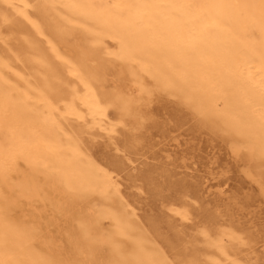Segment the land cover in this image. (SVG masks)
<instances>
[{"label": "bare ground", "instance_id": "obj_1", "mask_svg": "<svg viewBox=\"0 0 264 264\" xmlns=\"http://www.w3.org/2000/svg\"><path fill=\"white\" fill-rule=\"evenodd\" d=\"M18 20L27 28L11 37L21 38L12 52L31 66L24 74L0 56V264H264V233L192 217L184 197L162 200V219L195 225L158 242L153 221L142 227L129 213L114 175L120 160L86 140L95 130L112 144L128 127L118 148L134 147L142 106L162 92L224 133L234 154L245 150L247 172L261 183L264 0H0V27ZM108 64L123 89H102ZM62 193L83 206L66 210L54 198ZM40 196L70 214L73 261L11 215L17 201Z\"/></svg>", "mask_w": 264, "mask_h": 264}, {"label": "rangeland", "instance_id": "obj_2", "mask_svg": "<svg viewBox=\"0 0 264 264\" xmlns=\"http://www.w3.org/2000/svg\"><path fill=\"white\" fill-rule=\"evenodd\" d=\"M1 25L4 40L0 39V56L14 61L24 74L30 73L31 64L16 59L12 52L19 48L21 38L11 40L18 31L26 29L27 24L18 20ZM68 37L67 44L74 46L75 40ZM65 48L61 46L62 50ZM110 64L104 70L102 89H123L126 80L114 73ZM142 111L145 119L138 129L131 131L140 137L134 147L123 151L118 148L128 127L118 129L112 144L106 134L96 137L95 130L86 139L94 153L107 154L122 163L114 175L124 199L130 204L129 213L135 214L141 226H149L153 221L158 227L155 239L159 242L173 238L179 228L195 225L196 218L181 221L173 216L166 218L167 222L162 219L161 201L184 197L191 206L192 217L202 212L215 215L224 226L233 225L239 232L264 233V179L259 183L248 174L246 151L234 154L224 133L201 126L191 109L165 93L152 92ZM109 113L113 116L114 110L110 109ZM19 169H25L22 163ZM15 177L16 174L12 175L11 182ZM55 195V199L65 203L66 210L83 206L70 194ZM53 202L44 196L21 199L11 215L31 228L41 243H52L58 255L73 261L72 248L66 238L70 214L57 209ZM180 223L182 227L178 226ZM102 225L108 229L109 221L104 219ZM225 243L229 245L231 239L225 237ZM85 256L80 258L83 260ZM74 261L80 262L77 257Z\"/></svg>", "mask_w": 264, "mask_h": 264}]
</instances>
